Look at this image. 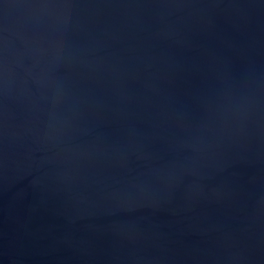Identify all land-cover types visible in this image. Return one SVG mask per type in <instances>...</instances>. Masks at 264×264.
Returning <instances> with one entry per match:
<instances>
[{
	"label": "water",
	"instance_id": "water-1",
	"mask_svg": "<svg viewBox=\"0 0 264 264\" xmlns=\"http://www.w3.org/2000/svg\"><path fill=\"white\" fill-rule=\"evenodd\" d=\"M0 264H264V0H0Z\"/></svg>",
	"mask_w": 264,
	"mask_h": 264
}]
</instances>
